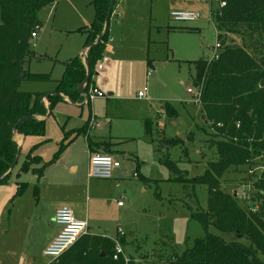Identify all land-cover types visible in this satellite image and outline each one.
I'll return each mask as SVG.
<instances>
[{"label":"rangeland","instance_id":"1","mask_svg":"<svg viewBox=\"0 0 264 264\" xmlns=\"http://www.w3.org/2000/svg\"><path fill=\"white\" fill-rule=\"evenodd\" d=\"M90 1L58 0L56 6L47 5L39 12L42 25L31 42L35 56L24 66L50 78H28L20 83L21 89L31 93V104L55 87V78L63 74L62 61L82 51L85 37L80 28L86 25L79 16L81 12L93 19L95 10ZM130 1L140 17L132 19L133 31L143 24L151 28V46L145 51L147 59H142L140 66L131 71L132 79L125 89L121 85L125 72L117 67L120 62L103 77L102 70L95 68L90 84L105 97L89 102L84 98L79 102L82 106L58 100L45 118L44 134L25 136L20 141L18 160L7 182L0 184V264L50 262L43 253L46 228L52 224L49 213L63 200L87 212L95 233L123 237L124 243L118 242L126 256L140 264H166L172 255H181L205 234L201 223L191 217V208L206 209L208 187L181 181L166 160L175 161L191 178L203 174L208 164L217 159L216 148L208 141L213 130L201 118L202 107L188 88L195 86L193 61L208 59L214 50L217 53L221 50L218 30L210 18L211 9L216 10L219 1ZM172 5L198 11L200 18L188 24L176 22L169 14ZM120 20L112 12L109 28ZM180 26L193 29L182 30ZM119 35L116 31L109 37H113L118 47ZM226 37L227 43H242L238 35L227 33ZM124 64L128 65V59ZM139 91L144 92L143 98L138 97ZM167 104L176 111L175 116L167 115ZM92 115L100 126L89 130L91 140L112 138L116 147L124 151L117 155L122 170L116 179L88 177L87 136L84 132L77 134V129ZM66 132L70 137L77 135L60 150ZM173 138L182 142L169 147L164 144L163 139ZM31 150L48 162L47 168L62 156L66 163L61 167L66 176L60 177L56 184L50 176L41 178L35 165L23 169L26 154ZM246 170L247 166H231L220 179L222 189L248 191L243 186L247 183L243 179ZM19 182L22 190L18 192ZM238 200L245 205L241 197ZM210 231L222 234L213 227ZM223 236L226 240L236 238L233 233Z\"/></svg>","mask_w":264,"mask_h":264},{"label":"trees","instance_id":"2","mask_svg":"<svg viewBox=\"0 0 264 264\" xmlns=\"http://www.w3.org/2000/svg\"><path fill=\"white\" fill-rule=\"evenodd\" d=\"M52 1L0 0V184L7 182L8 171L17 155L15 125L25 136L44 134L45 120L37 116L45 115L48 109L40 100L31 104V93L22 91L19 86L27 78L44 77V74L30 73L24 64L34 56L30 40L34 26L41 24L38 14ZM223 1L226 5L219 10L220 14L212 15L218 30L219 55L215 59L193 61L195 85H203L200 105L204 118L212 122L213 133L209 134L208 141L216 148L217 159L208 164L203 174L191 178L186 177V172L175 161L166 160V165L181 181L208 187L206 209L191 208V217L201 223L205 234L181 255H172L166 264H264V171L252 178L251 200L244 202V206L233 191L226 192L220 184L222 175L231 166H264V161H259L264 156V0ZM92 3L95 16L86 30L85 42L86 46L90 45L87 50L90 77L86 92L94 65L102 58L109 40L105 21L110 0H93ZM227 33L240 36L242 43H227ZM86 73L80 57L67 61L58 92L74 101L83 99L78 88ZM59 97L57 94L49 97L51 106ZM167 106V115L175 116L176 111L170 104ZM30 115L34 117L18 122ZM87 130L88 124L77 130V134L84 132L92 148ZM68 138L67 132L60 150L71 142ZM163 140L168 147L182 142L177 138ZM40 162L38 155L28 153L23 169ZM47 165L48 162H44L34 169L40 175ZM243 179L249 180L247 173H243ZM20 183L18 192L22 190ZM212 227L222 234L212 233ZM231 233L236 238L226 240L223 234ZM116 240L125 241L123 237ZM115 245L114 239L101 234L85 236L58 262L48 264H140L133 257L128 258L127 263L123 258L114 259Z\"/></svg>","mask_w":264,"mask_h":264},{"label":"crops","instance_id":"3","mask_svg":"<svg viewBox=\"0 0 264 264\" xmlns=\"http://www.w3.org/2000/svg\"><path fill=\"white\" fill-rule=\"evenodd\" d=\"M92 1L93 0H91L90 3L93 5ZM117 1H118V3H117ZM57 3H58V1H56L54 6H56ZM134 6L135 5H133V1H130V0H116L115 1L114 8H113V14L117 18H121V20L119 22L115 21L113 28L111 27V24H110L111 28H109L108 35L110 37V34L112 36V34L113 35L116 34V31H119L120 35L118 37V40H119V42L121 44L118 47L117 44L113 41V37H111V39L109 38L108 42L106 43L105 50H104V53H103L104 55H107L109 57V60H108V57H107V61L104 62V64L107 62V65L106 66L103 65L104 67H102V69H100V70H102L101 77L109 75V73H111V70H112L113 66L116 65L117 62H120V64H118L117 67H118V69L120 68V69L124 70V72H125V80L121 84V85H123L122 86L123 89H125V87H128V84H129V82L132 79L131 78V71H133L137 66H140V63H141L142 59H147L146 56H145V51L149 50L150 46H151L150 45V38H149V36L151 35L150 25H144V24H143V26L142 25H138L137 31L136 32L133 31V27H135V26H133L132 19H133V21L136 20V19H140V17H137L138 13L135 12ZM93 7H94V5H93ZM175 8H177L178 10H186V8H183V6L174 7L172 5V6H170V12L173 9H175ZM94 10H95V8H94ZM170 12H169V14H170ZM94 16H95V12H94ZM79 18H81L82 19V23H84V25H86V26H83V27L80 28L81 32L84 34V37H85L84 44H83V47H82V51L80 53H78L77 55L62 61V64L64 66L63 74H64V71H65V63L67 61H69L70 59L74 58V57H80L82 62H83V64H84V66H85V68H86V64H85V61H84L85 58H87V50H88L87 46L85 45L86 38H87L86 30H88L90 28V25H91L94 17L91 20V17H89V16L84 17L83 14H81V12H80ZM150 19H151V17H150ZM41 25H42V23H41ZM183 27H188V26H180L178 28L182 29V30H187V29H183ZM191 28L193 29V27H191ZM188 31H190V30H188ZM36 37H34V38H36ZM32 41H33V38H31L30 42H32ZM102 57H106V56H102ZM37 58L38 59L40 58L42 60V57H37ZM100 59L101 58H99L96 61V64L94 65V68H97L96 67L97 62ZM126 59H128V65L127 66H125V64H124ZM24 68L27 69L25 66H24ZM140 68H142V66ZM86 71H87V68H86ZM30 73H33V74H44V73H35V72H30ZM94 73H96L95 70H94ZM63 74H62V76H63ZM86 75H87V73H86ZM43 76L44 77L41 76V78H36V79L50 78L46 74H44ZM62 76L55 78V87L52 89V91H50L48 93L49 96L47 98L45 97L47 95V93H45L44 95L40 96V99L38 97H36L35 102L37 100L42 101L44 106L48 109V112H49V108H51V102L49 100V97L50 96H55L56 94L60 96L59 100L63 99L65 101L71 102V103L76 104L78 106H82V104H79V102H81L85 98L84 94H86V91H84L83 93H80L79 90H78V92L80 94H83L84 97H83V99H77L76 101L71 100L69 98V96H67L66 94H64L62 92H58L57 86H58L59 80L62 78ZM23 81H21V83ZM90 81H92V76H91V80ZM93 85H95V84H93ZM90 87H94V86H91V84H89L88 89ZM19 89H21L20 86H19ZM88 89H87V91H88ZM21 90L22 91H27L26 89H21ZM111 90H113V89H111ZM120 91L121 90H118V91L116 90V93H118V92L120 93ZM27 92H29V91H27ZM116 93H115V95H116ZM47 113L45 115L37 116V118L40 119V120H45V118L48 116ZM201 114H202L201 118L203 120H205L203 111H202ZM89 119H90V116L88 117L86 123L83 126H81L80 128H78L77 130H79L81 128L83 129L84 127H86V125L88 124ZM75 136L73 135V136L70 137V135H69V138L67 139V141L70 140V139L73 140L75 138ZM24 137H25V135H23L22 133H16L15 136H14V139L17 142V144L19 145L20 141ZM63 138L61 139L60 144H61ZM92 143H93L92 148H90L89 145H88V140L86 139V144L88 146L87 151H88V155L89 156L92 153L101 152V153H109V154L113 155L117 159L118 152H120V151L124 152V151H122V150H120V149H118L116 147L117 142H115L112 138L111 139H105L104 138V140L99 139L98 142H93L92 141ZM104 143H108V144H104ZM60 144H59V146H60ZM28 153H31L32 155H38L40 157V155L38 153H35L32 150L29 151ZM27 154H26V156H27ZM88 161H89V157H88ZM44 162H46V161L41 160L40 163H33V164H31V166L33 167L35 165L34 168L35 167H40ZM56 163H57L58 167L54 169V165ZM65 163L66 162L63 160V157L61 156V158L58 159L53 166H51V167L49 166L48 168L46 166L44 168V170L42 171V173L40 174V177L46 179V177L48 178V176H50L53 179H55L54 182L56 184H58L59 181H60L59 178L63 177L65 175V174H63L65 171L61 167V164L64 165ZM70 169H71V167H70ZM121 170H122V164H121V166L119 168H116L114 170V176H113V178H111V180L112 179H116L120 175ZM69 172H71V171L69 170ZM116 184H118V183H116ZM232 191L234 192V191H236V189H234ZM63 205H69V206L73 205L72 209H73L75 215L77 216V218L87 220L88 223H89L91 231L94 234H97V233H95L93 231V226L91 225L90 221L88 220L87 212L86 211L84 212L82 209L78 208L73 202L68 201V200H63L62 202H60V204H58L54 208H52L51 212L49 213L50 216H51L52 224H49L48 227L46 228V239L44 240V245H45L44 248L50 243V241L60 231L59 225H57L54 222V214H55V211L59 207H61ZM101 235L107 236L105 234H101ZM107 237H110V236H107Z\"/></svg>","mask_w":264,"mask_h":264},{"label":"built area","instance_id":"4","mask_svg":"<svg viewBox=\"0 0 264 264\" xmlns=\"http://www.w3.org/2000/svg\"><path fill=\"white\" fill-rule=\"evenodd\" d=\"M219 1V7L216 10L210 11V18L212 19V15L220 14L219 10L226 5V2L223 0ZM55 2H51L50 6L54 7ZM171 18L180 23L188 24L193 21H196L200 18V13L198 11L193 10H172L170 12ZM41 28V24H36L32 33L31 37L34 38L38 35V30ZM219 53H217L216 50H214L213 55L209 59H215L217 58ZM107 61V57H102L97 62V69H102L104 62ZM202 84H196L194 88H188V92L193 93L195 96V102L200 104V98L202 94ZM145 96L143 91H139L138 97L143 98ZM96 97H105L102 91L97 89L96 87H90L88 91L85 94V101H90L93 98ZM220 125V124H219ZM100 126V121L95 116H90V119L88 121V130H92L96 127ZM209 127L211 130L212 128V122L209 123ZM259 161H264V156L262 157V160L260 158ZM121 166V162L116 159L113 155L108 153H92L89 156L88 161V177L89 178H97V179H111L114 176V170L116 168H119ZM260 170L257 174L255 171ZM247 177L248 181L246 185L249 189L248 191L240 190V192H237V196L244 201L249 202L251 200V190L252 189V181L254 177L260 176V174L264 171L263 164H258L256 166H247ZM243 184V183H242ZM54 222L59 225L60 231L57 233V235L50 241V243L44 248V255L50 258L49 263H56L58 262L59 258L70 248H72L75 244H77L83 237L93 235L94 233L91 231L89 223L85 219H79L75 215L73 209L69 207L68 205H63L59 207L54 214ZM112 238V237H111ZM116 241L115 245V251L113 253L114 259H120L123 258L125 262L127 263L128 258L124 252L123 247L121 244L116 240L115 237H113Z\"/></svg>","mask_w":264,"mask_h":264},{"label":"water","instance_id":"5","mask_svg":"<svg viewBox=\"0 0 264 264\" xmlns=\"http://www.w3.org/2000/svg\"><path fill=\"white\" fill-rule=\"evenodd\" d=\"M114 3H115V0H110V5H109V8H108V11H107V16H106V21H105V26L107 27L108 24H109V20H110V17H111V14L113 12V8H114ZM100 38V37H99ZM99 38L97 40H99ZM90 45H87V48L89 47ZM85 64H86V68H87V75L84 79V81L80 84L78 90L80 93H83L85 91V86L86 84L88 83L89 81V77H90V67H89V64H88V61H87V58H85ZM85 95V94H84ZM49 95L47 94L45 97L47 98ZM50 114V108H49V112L47 113V115ZM27 117H34V115H30V116H24L22 117L18 122H22L25 118ZM14 130L16 131V133H20L17 131V125H15L14 127ZM19 154H20V148L18 147V150H17V155H16V158H15V161L13 163V165L10 167L8 173L11 171V169L14 167V165L16 164L17 160H18V157H19ZM236 191H234V196H236ZM104 255V254H103Z\"/></svg>","mask_w":264,"mask_h":264}]
</instances>
